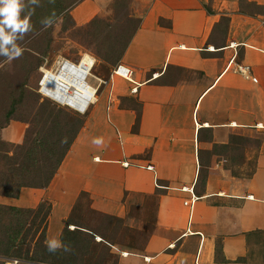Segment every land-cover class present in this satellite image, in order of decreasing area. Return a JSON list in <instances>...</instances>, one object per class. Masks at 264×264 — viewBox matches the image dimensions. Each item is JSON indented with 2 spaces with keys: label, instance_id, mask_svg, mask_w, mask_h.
<instances>
[{
  "label": "crops",
  "instance_id": "crops-1",
  "mask_svg": "<svg viewBox=\"0 0 264 264\" xmlns=\"http://www.w3.org/2000/svg\"><path fill=\"white\" fill-rule=\"evenodd\" d=\"M104 4L83 0L76 25ZM130 12L140 24L119 63L131 78L92 76L95 99L50 184L0 195V205L48 200L47 241L60 243L81 192L117 217L153 202L144 249H118V264H245L246 234L264 230V0H132ZM24 130L11 121L1 138L20 143ZM191 186L190 208L181 188Z\"/></svg>",
  "mask_w": 264,
  "mask_h": 264
},
{
  "label": "trees",
  "instance_id": "trees-1",
  "mask_svg": "<svg viewBox=\"0 0 264 264\" xmlns=\"http://www.w3.org/2000/svg\"><path fill=\"white\" fill-rule=\"evenodd\" d=\"M81 1L39 0L38 4H28V0H24L27 7L21 12L20 18L23 19L31 9L34 12L30 17L32 31L23 39L14 41L24 49L23 54L9 60L0 53L2 196L16 198L22 188H46L84 124L88 107L81 114L67 105H59L39 92L42 58L51 52L53 41L52 26L45 27L41 21L47 17H52L53 23L61 20V28L66 30L69 24L75 25L71 11ZM110 6L112 16H94L79 26L83 45L96 60L106 65L103 77H99L103 80L109 79L140 24L139 18L124 11L127 9L126 0H113ZM225 22L226 19L221 18V23ZM6 47L8 55L15 52L11 44ZM39 75L38 82L33 85ZM134 108V125L137 127L141 114L140 104L135 103ZM11 121L25 124L20 143L1 138V131ZM161 193V190H157L152 198L157 199ZM90 202L86 192L79 194L59 236L61 245H67L71 250L64 251L60 248L55 252H50L46 244L47 220L51 211L48 200L40 201L35 208L0 205V264L10 259H16V264H118L120 254L112 251L116 244L131 249H144L153 230V223L140 242L136 234H131L132 229L124 225L129 212L142 207H131L125 217H117L94 210ZM88 213L100 216L102 220L91 224L86 219ZM97 237L100 239L97 240ZM246 239L247 253L237 258L236 262L264 264V230L250 231L246 234ZM215 251V259L218 260V245Z\"/></svg>",
  "mask_w": 264,
  "mask_h": 264
},
{
  "label": "rangeland",
  "instance_id": "rangeland-1",
  "mask_svg": "<svg viewBox=\"0 0 264 264\" xmlns=\"http://www.w3.org/2000/svg\"><path fill=\"white\" fill-rule=\"evenodd\" d=\"M23 1L24 0H22V2ZM94 1L99 4H103L104 2L106 3L103 5L104 7H102V10L100 11V13L97 14L96 16H101V17L112 16L113 11L110 5L113 2V0H94ZM131 1L132 0H126L127 9L125 10L123 9L125 12H128V14L130 15H131V12H130ZM69 25H70L69 28L66 30H62L61 20H58L57 22L51 25L52 26V37H53L52 50L49 54H46L43 56L42 58L43 64L41 67H45L48 70L57 71L58 70V63H57L58 60L68 59L73 62H78L84 54H87L94 58V65L90 69L89 75L87 77V82L92 85L94 81L93 80L94 78L92 76L103 77V74L105 73L106 65L96 60L95 57L92 55V53L83 45V40H82L81 33L79 31V26L76 25V23L75 25H72V24H69ZM40 69H39V73H41ZM9 70H11L10 67H9ZM39 77L40 75L37 76V78H35V82H33V85L34 83L36 85V81L38 82ZM53 101L56 102L55 100ZM56 103H58L59 105H65V104H60L59 102H56ZM84 112H79V113L83 114ZM87 217H88L86 218L87 221L91 224L92 222L96 223L102 220L100 216L98 217L92 213H88ZM152 223H153V202L150 203V205L142 207L141 209L131 210V212H129V215L125 218L124 225L132 229L131 234H136L137 239L139 240L138 242H140L146 237L148 231L151 228ZM137 233H141L142 235H137ZM131 234H130V237H131ZM97 240H99L98 237H97ZM124 248H127V247L116 244L115 246L112 247V251L119 253L118 249L125 250ZM134 250H137V249H134Z\"/></svg>",
  "mask_w": 264,
  "mask_h": 264
},
{
  "label": "bare ground",
  "instance_id": "bare-ground-1",
  "mask_svg": "<svg viewBox=\"0 0 264 264\" xmlns=\"http://www.w3.org/2000/svg\"><path fill=\"white\" fill-rule=\"evenodd\" d=\"M93 58L84 54L78 63L66 62L59 70H49L44 79V93L61 104L84 112L95 94L94 87L87 82Z\"/></svg>",
  "mask_w": 264,
  "mask_h": 264
},
{
  "label": "clouds",
  "instance_id": "clouds-1",
  "mask_svg": "<svg viewBox=\"0 0 264 264\" xmlns=\"http://www.w3.org/2000/svg\"><path fill=\"white\" fill-rule=\"evenodd\" d=\"M39 0H28V4H38ZM22 0H0V53H3L9 60L19 58L24 49L15 44L16 39H23L24 36L32 31V25L30 24V17L34 12L31 9L28 14L21 19L20 14L26 8ZM55 16V13H53ZM45 27H49L53 24L52 17H47L41 21ZM5 29H9L6 32ZM11 44L15 48V52L12 55H8L7 45ZM48 250L55 252L56 250L63 248L64 251H70V247L67 245H61L56 239L46 241Z\"/></svg>",
  "mask_w": 264,
  "mask_h": 264
},
{
  "label": "built area",
  "instance_id": "built-area-1",
  "mask_svg": "<svg viewBox=\"0 0 264 264\" xmlns=\"http://www.w3.org/2000/svg\"><path fill=\"white\" fill-rule=\"evenodd\" d=\"M92 58H93V57H92ZM66 62H71V61H69V60H67V59H60V60H58V61H57V63H58V70H59V69H60V68L66 63ZM93 64H94V58H93ZM40 70H41V72H42V77H41V79H40V81H39V92H40L42 95L48 97V96L44 93V91H43V88H44L43 79H44L46 73H47L49 70H48L47 68H45V67H41ZM235 71L241 73L244 77L251 78L253 81H256V78H254V77L251 76V74H250V67H249L248 65H244V64H236V66H235ZM111 75H118V76H120V77H123V78L129 80V79L131 78V75H132V70H131L129 67H127V66H125V65H123V64H121V63H118V64L113 68ZM97 81H98L99 84H105V83H107L106 80H103V79H100V78L97 79ZM95 92H96V91H95ZM149 167H151V166H149ZM181 189H183V190H185V191H188V192L190 193V197H189L186 201H184V203H185L186 205H189L190 208H191L192 205H193V203L197 200L198 197L194 194L192 186H191V187H182ZM119 253L122 254V255H126V254H127V252H125V251H119ZM16 263H17V260H16V259H10V260H7L4 264H16Z\"/></svg>",
  "mask_w": 264,
  "mask_h": 264
},
{
  "label": "water",
  "instance_id": "water-1",
  "mask_svg": "<svg viewBox=\"0 0 264 264\" xmlns=\"http://www.w3.org/2000/svg\"><path fill=\"white\" fill-rule=\"evenodd\" d=\"M52 99V98H51ZM54 100V99H53ZM56 102H58V101H56ZM61 104V103H60ZM67 106H69V105H67ZM70 107V106H69ZM76 110V109H75ZM78 111V110H77ZM80 112V111H79Z\"/></svg>",
  "mask_w": 264,
  "mask_h": 264
}]
</instances>
